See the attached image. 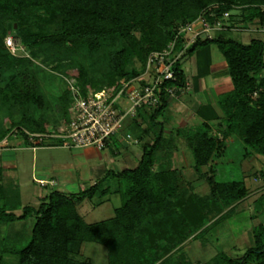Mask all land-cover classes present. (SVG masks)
Returning a JSON list of instances; mask_svg holds the SVG:
<instances>
[{
	"label": "trees",
	"instance_id": "obj_1",
	"mask_svg": "<svg viewBox=\"0 0 264 264\" xmlns=\"http://www.w3.org/2000/svg\"><path fill=\"white\" fill-rule=\"evenodd\" d=\"M238 2L252 4L244 16L245 22H264V0H0V71L9 72L8 68L25 60L9 50L5 37H16L22 30L50 24L51 32L22 33V41L29 48L46 49L54 55L68 52L75 62L76 83L84 97L90 94L88 86L96 87V82L90 77L84 56H74L83 49L87 54L105 51L107 82L115 94L122 79L143 73L149 55L166 48L179 25L198 18L211 3L221 4L216 11H205L212 19L210 13L219 17ZM159 26L168 27L165 35H160ZM134 30L141 32V37ZM182 42V38L177 41V50L183 47ZM213 43L223 53L235 86L220 100L225 115L224 132L239 136L248 149L264 155V41L252 38L245 44L225 36L199 37L187 48L185 56ZM134 58L140 61L139 66L132 65ZM175 72L178 80L168 84L185 85L187 75L180 60L175 63ZM29 76L9 75L8 84L19 102L41 105L43 98L36 91L34 77ZM23 78L30 79L33 85L26 86L30 82L24 83ZM69 100L64 105L65 116L71 97ZM168 100L169 96H163L154 109H140L143 112L129 125V131L141 139L143 134L154 133L152 141L143 144L136 166L119 171L109 169L102 179L79 192L52 189L39 197L37 206L22 205L17 185L0 184V227L35 217L30 240L5 247L4 252L16 255L17 264H95L83 251L86 242H95L107 247L108 264H193L186 251L175 255L176 252L192 240L204 241L212 228L235 213L250 190L244 180H218L211 169L205 173L209 193L201 195L181 170L171 168V152L165 150L170 140L164 137L163 123L157 121ZM145 113H150L147 119ZM31 118L21 122L29 132L44 133L45 126L37 127ZM144 121L148 126H142ZM181 132L198 171L224 153L225 143L210 134L208 123ZM21 134L30 139L27 130ZM4 137L0 131V141ZM110 180L116 181L115 188L107 183ZM111 191L118 193L122 201L114 216L88 222L79 205ZM256 204L257 213H263L264 192ZM19 209L21 214L16 213ZM252 235L253 245L243 254L232 256L219 251L206 264H264V224L255 226ZM0 264L10 263L1 259Z\"/></svg>",
	"mask_w": 264,
	"mask_h": 264
},
{
	"label": "rangeland",
	"instance_id": "obj_2",
	"mask_svg": "<svg viewBox=\"0 0 264 264\" xmlns=\"http://www.w3.org/2000/svg\"><path fill=\"white\" fill-rule=\"evenodd\" d=\"M220 6V3H211L200 14L205 13L207 10L216 11ZM251 6L252 4L250 3L238 2L232 6L227 18H223L225 17L224 13L219 16L222 17L224 21L232 23V26L227 27V29L235 32L234 37L238 38L245 44H248L252 38H259L264 41V22L261 23L259 19H255L254 21L247 23L244 20V16L248 14V8ZM212 13H210V15ZM40 14H43V17L46 16V13L43 11H40ZM214 14L215 13H213V15ZM214 17H218V15ZM9 25L11 26V23H9ZM40 30H43L42 33H47L51 32L53 28L50 24H47L42 28L34 26L31 30H22L21 34L14 37L16 42L20 43L21 46L16 55L25 60L23 63L19 62L12 68L6 66V68L10 70L9 72L2 73V70L0 71V131L5 134V137L0 141V177H3V182L6 184H14L16 186V184L19 183L24 205H34V197L36 198L47 195L52 189H59L66 192H79L80 190L89 187V185H82L81 187H74L75 189H72V187L67 186L69 180L74 184H77V182L80 181L78 179L79 177L81 178V176L78 172L79 169L75 170V165L72 163V156L66 151L64 155L61 154V151L58 149L50 151L48 148H45L46 150L40 148V146L53 145L69 149L85 147L64 146L61 141L52 138H46L45 144L35 146L30 139L21 134V131H29L27 129L28 127L21 121H27V118H30L31 116L33 118L30 120L34 121V125L37 127L45 126L46 131L44 133L46 134H59L64 132L69 123L71 106L74 101L71 84L76 83L77 68L76 66H73L75 63L72 60L73 57H71L68 52L54 55L50 52H45L46 49L39 50L36 47L29 48L22 41L21 35H26L27 33L39 34ZM167 31L168 27L159 26L161 36L165 35ZM134 34L137 35V37H141L142 33L134 30ZM213 35H215V33H213ZM109 46L111 45L109 44ZM83 50L77 52L74 58L79 55L84 56L86 65L90 70V77L92 81L96 82V87L94 85L88 86L89 93H92L97 88H106L108 91L112 92V89L108 86L107 82L109 78L107 76L108 66L105 51L87 54ZM184 58L185 57H183L181 61L182 68H185L189 63L188 60ZM132 65L139 66L140 61L134 58ZM23 73H27L34 77L36 91L43 98V103L41 105H35L25 101L19 102L18 99H16L15 92L11 89L8 82L13 75L19 76V74ZM9 75L10 77H8ZM23 82H30V79L26 80L23 78ZM32 85V82H30V84H27L26 86L29 87ZM66 92L68 93L66 94ZM65 94L67 97L64 96ZM70 97L72 99L71 104L68 113L65 116L64 105L68 101L70 102ZM130 105L131 101L126 96H122L120 98V103H116L117 107L124 109H127ZM142 112L143 110L138 111L135 117L129 115L120 129V133H129V125H131ZM149 114H143L144 118L147 119ZM127 128L128 130L126 131ZM116 140V138H113V141H115L114 143H116ZM122 142L127 143L125 140H122ZM124 143L119 144L121 155L128 149L130 151H135V149L139 150L141 148V144L139 143L137 144L133 142L134 144L130 145L129 148L126 147ZM180 144L182 143L180 142ZM32 146L39 148L34 149ZM244 149V144L241 141L230 144L225 155L215 161V176L221 181L245 180L247 185L253 189L257 184L264 183V180L259 182L254 181L255 173L258 172V174H262L264 171V155H255L253 157L254 159L244 158ZM183 150L185 151V149H182V151ZM184 151L183 153H185ZM190 152L192 153V151ZM185 156L188 160L189 154L186 153ZM121 158L122 156L120 155L116 158V161L118 162L117 164L110 165L108 161L104 164H107L108 170L113 167V169L118 171L121 168L119 165ZM34 160H36V165H34ZM97 160L98 159L90 160V162H92L91 165L93 166L94 163H98L99 160ZM190 160L191 162L193 160L192 154ZM62 164H70L71 172L70 174L68 173L70 175V177H68L69 180L66 181V178H64L66 173L63 175L59 172L60 174H56L59 176L60 183L58 179L54 178L52 179L54 180L52 186H42L39 182L40 180L45 182L51 179H49V177H46L45 179H37L40 176L48 174L45 172L43 175H40L42 172L41 169H46L48 166L56 168ZM188 168L189 167L185 170V175L186 177H191V174L188 175V172H194L195 170L194 168H191L189 171ZM200 169L206 170L207 166H202ZM195 189L201 195H207L209 193V186L202 180L196 183ZM257 197L258 196H256L255 193H251L248 198L238 205L237 210L230 218L216 225L205 237H203L202 240L204 241L192 240L183 245L182 250L178 253L176 252L175 255L182 251H186L193 261V264H206L219 251H225L232 256L243 254L248 247L253 245V228L260 223L264 224V212L257 213V204L254 203L252 205L251 203ZM98 200L99 197L97 196L94 197L92 201L86 199L79 207V210L83 212L89 222L110 216L113 214V208L120 205V199H115L116 201L113 200L96 207L94 204H96ZM249 203L251 204L249 205ZM90 209L95 210L94 212H89ZM34 223L35 217L31 215L24 220L8 222L9 226H4L3 228L0 227V229H2L0 230V249L4 246L10 247L18 244H26L30 240ZM12 228H14V230ZM16 232H19L20 238L13 236V233ZM84 254L90 257L95 264H108V250L107 247L102 244L86 242L84 245ZM6 258H8L10 264H16L17 259L11 254Z\"/></svg>",
	"mask_w": 264,
	"mask_h": 264
},
{
	"label": "crops",
	"instance_id": "obj_3",
	"mask_svg": "<svg viewBox=\"0 0 264 264\" xmlns=\"http://www.w3.org/2000/svg\"><path fill=\"white\" fill-rule=\"evenodd\" d=\"M234 33L235 32H233L232 30L223 29V30L216 31L214 37L215 36H225L229 38L238 39L234 37ZM184 59L188 60L189 62L185 66L184 69L187 75V79L190 80L191 82V86L189 90H187L186 92L182 94H178L176 96L169 97L168 105L165 108V110L162 112V114L159 116L157 121L163 123L164 137L170 140V143L168 146H166L167 148L165 150H169L171 152L170 153L171 168L181 170L184 173L185 178L191 181L196 187V183L198 181L202 180L206 182L205 173L209 172L211 169H214L215 161L225 155V153L227 152V148L229 147L230 144L236 143L237 141H241L243 143V141L241 140L239 136L235 134H226L224 132V128L222 125L225 115H224V111L221 106L220 100L223 95L231 93L234 90L235 86H234V83H233V80L230 74L228 73V63L223 53L221 52L220 48L218 47V45L214 43L210 44L205 49L197 50L196 52L185 56ZM214 116L216 118H211ZM205 123H208L210 126V134H212L213 136L217 137L219 140L225 143V149H224L223 154H219V156L215 157V159L211 163H209V165H205L207 166L206 170L202 169L198 171L195 168L194 156H193L192 162L190 160L191 154L193 155V152L192 153L190 152L192 150L188 146L185 135L183 134V132H181V130L191 128V127L202 126ZM142 126L143 127L148 126L147 122L144 121ZM127 130L128 128L126 129V131ZM129 133L134 137L131 131H129ZM115 138L117 139L116 143H114L115 141H113L112 139L110 146L103 150H99L94 147L69 149V148H65V147L57 146V145L40 146V148L41 149L44 148V150H46L45 148H48L50 151L58 149L61 151V154H64V155L66 151L70 156H72V163H74L75 165V170L79 169L78 172L81 178L79 177L78 180L80 181H78L77 184H74L68 178L70 177L69 174L71 172L70 164L69 165L62 164L61 166H58L56 168L53 166L51 167L48 166L46 169H41L42 172L41 174L39 173L40 175H43V173L45 172L48 174L45 176H40L37 179H45L46 177H49V179L56 178L59 180V183H60V179L57 174L62 173L64 175V173H66V176H64V178H66V181L69 180V182H67V186L72 187V189L74 187H81L82 185L84 186L93 185L98 180L102 179L104 175L106 174L105 172L108 171L107 164H104V163L105 162L107 163L108 161L110 165L117 164L118 162L116 161V158L119 155L122 156L121 160L119 161L120 163L119 165L121 166L119 170H123V169L136 166V164L138 163L142 155L143 144L151 142L152 139L154 138V133L150 132L149 134H143V139L135 136V138L137 139V142H134V143L141 144V148L139 149L140 151L138 149H135V151H130L128 149L122 155H121V151L119 150V144L120 143L123 144L124 142H122L121 137L119 136ZM180 142L182 144H180ZM134 143H131V144L124 143V145H126V147L129 148L130 145H133ZM244 147H245L244 153H243L244 158L251 159L255 155H262V154L252 152L250 149H248L245 146V144H244ZM33 148L36 149L39 147H33ZM182 149H185V151L183 150L185 153H183ZM165 150L163 149L162 151L163 154L165 153ZM186 153L189 154L188 160L185 158ZM92 159H98L99 162L94 163L92 166L91 165L92 162H90V160ZM35 163H36V160H34V165H36ZM187 167H189L188 168L189 171L191 168H194L195 170L194 171L195 173L191 171L188 172V175L191 174V177H186L185 175V170ZM110 169H113V167ZM263 176H264V171L262 172V174H258V172H256L254 175V181L255 182L263 181L264 180ZM0 180H1L0 184L4 183L3 177H0ZM107 183L111 184L115 188V184H116L115 180H110ZM245 184L247 185L246 182ZM16 185L18 186L20 190V194H21V188H20L19 183ZM248 188L250 190L249 195L251 193H255V195L258 196L255 200H253V202H251L253 205L254 203H256V200L259 198L262 192H264V183L257 184L253 189H251L249 186ZM249 195L246 198H248ZM40 197H43V196H40ZM115 199H118V200L120 199V205H117L113 208V214L107 217L97 219L95 221L110 218L114 216L115 209L120 207L121 202H122L120 195L114 191H111L107 195L99 198L96 204H94L96 207L109 203ZM21 201H22V195H21ZM33 202H34V205H38L40 202L39 197H36V198L34 197ZM251 203H249V205ZM0 205H1V202H0ZM22 205L25 206L23 202H22ZM94 210L95 209H90L89 212L91 211L94 212ZM16 213L21 214L22 209L16 210ZM80 213L84 216L83 212L80 211ZM4 226H9V224L8 223L3 224L1 228H3ZM12 229L14 230V228ZM13 234H14L13 236L20 238L19 232H16ZM5 247L10 248L12 246L10 247L4 246L0 249V260L4 259L7 262H9L8 258L6 257L9 256L10 254L18 260V257L16 255L9 253V252H4ZM83 251H84V248H83ZM16 264H17V261H16Z\"/></svg>",
	"mask_w": 264,
	"mask_h": 264
},
{
	"label": "built area",
	"instance_id": "obj_4",
	"mask_svg": "<svg viewBox=\"0 0 264 264\" xmlns=\"http://www.w3.org/2000/svg\"><path fill=\"white\" fill-rule=\"evenodd\" d=\"M210 16L212 19L203 13L195 20L179 25L175 38L166 48L149 55L143 73L130 79H122L115 94L104 88L84 97L78 84H71L74 101L67 129L59 134L27 131L30 140L35 146L45 144L46 138H52L61 141L64 146H93L100 150L109 147L111 140L117 136L129 144L137 142L130 133H120L125 119L129 115L135 117L142 108L154 109L161 104L163 96H176L189 90L191 82L188 79L182 86L168 84L178 80L175 63L182 61L187 48L199 37L212 38L216 31L231 26V23L224 21L222 17H214L213 13ZM224 16L223 18H227L229 12H224ZM180 38L183 39V47L177 50L176 44ZM5 43L15 55L20 50V43L16 42L12 35L5 37ZM122 96L131 101L127 109L116 106ZM39 182L42 186L54 184L52 179Z\"/></svg>",
	"mask_w": 264,
	"mask_h": 264
},
{
	"label": "water",
	"instance_id": "obj_5",
	"mask_svg": "<svg viewBox=\"0 0 264 264\" xmlns=\"http://www.w3.org/2000/svg\"><path fill=\"white\" fill-rule=\"evenodd\" d=\"M9 27H11V26L9 25Z\"/></svg>",
	"mask_w": 264,
	"mask_h": 264
}]
</instances>
